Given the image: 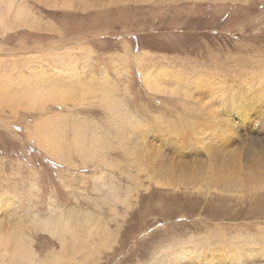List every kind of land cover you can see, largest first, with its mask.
<instances>
[{"label": "rangeland", "instance_id": "rangeland-1", "mask_svg": "<svg viewBox=\"0 0 264 264\" xmlns=\"http://www.w3.org/2000/svg\"><path fill=\"white\" fill-rule=\"evenodd\" d=\"M3 12L0 264H264V0Z\"/></svg>", "mask_w": 264, "mask_h": 264}, {"label": "bare ground", "instance_id": "bare-ground-1", "mask_svg": "<svg viewBox=\"0 0 264 264\" xmlns=\"http://www.w3.org/2000/svg\"><path fill=\"white\" fill-rule=\"evenodd\" d=\"M14 2H15V0H0V21H2L4 18H3V16H5V14L7 13H4L3 11L6 9V11L8 10V12L14 7ZM17 3V2H16ZM15 3V4H16ZM20 3V2H19ZM25 6V5H24ZM85 8V7H84ZM23 9V5L22 4H18L17 3V10H22ZM25 9V8H24ZM23 9V10H24ZM16 10V11H17ZM22 10V11H23ZM21 11V12H22ZM25 11H26V9H25ZM16 14H21V13H15V15ZM30 14V13H29ZM14 16V15H13ZM19 16V15H18ZM26 16H29V15H26ZM30 18H31V16H29ZM23 18V17H22ZM2 19V20H1ZM24 19V18H23ZM16 20V19H15ZM19 20V19H18ZM31 20V19H30ZM4 21V20H3ZM22 21V20H21ZM18 22H20V21H18ZM2 23V22H1ZM16 23V22H15ZM23 23V22H22ZM16 80V79H15ZM1 81V80H0ZM2 81H4V78L2 79ZM1 84H3L2 82H0V85ZM68 92H69V90H67ZM16 92V91H15ZM63 92V91H62ZM17 94V93H16ZM51 94V93H50ZM54 94V93H53ZM61 94V93H60ZM59 94V95H60ZM11 95V94H10ZM55 95V94H54ZM58 95V94H57ZM57 95H55V96H57ZM61 96H63V95H61ZM55 98V97H54ZM62 99V98H61ZM219 120H220V118H218ZM211 121H213V120H211ZM210 121V122H211ZM215 121V120H214ZM222 121V120H221ZM227 122V121H226ZM229 122V121H228ZM212 124H213V122H211ZM217 123V122H216ZM215 124V123H214ZM225 124V123H224ZM230 124V123H229ZM213 126H215V125H213ZM208 133V132H207ZM204 135V134H203ZM213 137V136H212ZM200 138H201V136H200ZM53 150V149H52ZM54 151V150H53ZM52 151V152H53ZM77 151V150H76ZM55 152H56V150H55ZM54 154V153H53ZM52 154V155H53ZM55 155V154H54ZM53 155V156H54ZM60 155V154H59ZM56 156V155H55ZM249 183L250 181H249V178H243V179H239V180H231L230 182H229V185L232 187V188H234V189H239V190H241V193L243 192V191H249L250 189L248 188V185L247 184H244V183ZM223 186H225V185H223ZM12 197V196H11ZM0 223H1V220H0ZM60 233V232H59ZM16 241V240H15ZM257 241V240H256ZM243 242L246 244V241H243V240H241V241H239L238 243L239 244H236V245H233V247L238 251V252H240V254L241 253H245V254H253V252H250V251H253V248H255V249H259V248H262V247H264V246H262V247H257V245L255 244V243H253V242H248L247 243V245H248V249L249 250H246L245 249V244H243ZM257 242H259V241H257ZM264 243V242H263ZM13 244V243H12ZM255 245H256V247H255ZM4 246H7V244H5ZM234 248H232L233 249V251H235V249ZM6 249V248H5ZM8 249V253L7 254H10V256H14L16 253L15 252H18L19 254H21V253H23L24 254V252H26V250H27V243H24V242H22L21 241V243H19V242H14V245H13V248H11L10 250H9V248H7ZM6 249V250H7ZM263 250V248L262 249H259L257 252L258 253H261V252H263L262 251ZM26 255H27V253H26ZM32 255V254H31ZM172 256L174 255L173 253L171 254ZM254 255V254H253ZM29 256H30V254H29ZM31 257V256H30ZM176 257V256H175ZM26 258V260H27V257H25ZM29 258V257H28ZM165 258V261L163 262V263H161V264H177V261H176V259L178 258H176L175 259V261H174V259L170 256V255H168L167 257L165 256L164 257ZM168 258V259H167ZM180 258V257H179ZM181 260H183V259H186V256H183V255H181V258H180ZM184 261V260H183ZM183 261H179V262H181L180 264H182L183 263ZM186 261V260H185ZM188 261V260H187ZM192 261V260H191ZM257 261V260H256ZM189 262H190V260H189ZM198 261H196V260H194V261H192L191 263L192 264H196ZM24 263V262H23ZM26 263H27V261H26ZM160 263V262H159ZM183 264H185V263H183ZM201 264V263H200Z\"/></svg>", "mask_w": 264, "mask_h": 264}]
</instances>
